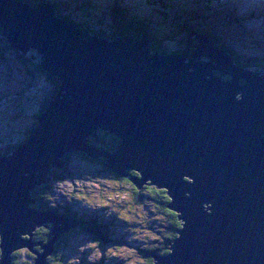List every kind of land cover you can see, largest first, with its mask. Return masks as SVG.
<instances>
[{
    "label": "water",
    "instance_id": "1",
    "mask_svg": "<svg viewBox=\"0 0 264 264\" xmlns=\"http://www.w3.org/2000/svg\"><path fill=\"white\" fill-rule=\"evenodd\" d=\"M0 28L22 55L35 48L59 81L27 141L0 156V264L25 245L34 252L33 232L47 222L52 239L34 260L46 264L57 236L77 227L29 206L71 151L103 157L121 176L136 171L138 188L166 190L182 225L170 253H151L154 264H264V69L236 65L206 34L193 37L189 55L154 53L145 37H101L43 0H0ZM99 130L119 139L115 150L89 143Z\"/></svg>",
    "mask_w": 264,
    "mask_h": 264
},
{
    "label": "rangeland",
    "instance_id": "2",
    "mask_svg": "<svg viewBox=\"0 0 264 264\" xmlns=\"http://www.w3.org/2000/svg\"><path fill=\"white\" fill-rule=\"evenodd\" d=\"M22 1L25 4H30V7L36 8V3L40 0ZM46 1L53 4V2L55 3L59 0ZM60 1L62 4H59V6L65 10V13L73 15L78 22H85L92 28L100 27L98 25L100 19L97 18L96 14H87L80 11L83 0ZM189 1L188 3L166 0L169 4L174 5V8L170 7L171 10L176 11L174 13L182 9H188L185 15H187V19L195 20L193 24L195 29L199 30V34H206L208 37L210 35L216 36L224 45L234 50L241 59L246 57L252 58L256 62L261 59L264 61V0H211V6L214 9L203 14L198 12L195 17L190 15L191 9L189 7L196 6V0ZM123 2L128 6L126 11L130 14L134 12L133 8L137 7L143 18L149 21L145 28L156 34H154V39L160 38L161 45L165 49H169V51L174 49L175 40L167 39L166 35L169 32L176 31L181 37L182 33L177 31L178 23H174L171 13L162 12V9L155 5V1L149 2V5L147 4L148 1L145 0H123ZM107 3L108 0H90L91 12H98L99 14V10L104 9L103 6ZM110 3L111 0L109 1ZM105 14L107 15L108 12ZM2 47L3 49L0 48V53H3V57H0V147L23 138L25 129L29 123H32L35 114L41 106L45 91L49 88L48 81L43 75L31 76L26 72L17 58L19 51H16L15 54L11 48L7 51L6 47ZM32 49L35 50V48ZM200 59L209 60L204 57ZM213 72L221 73L225 77L228 76L219 70H213ZM70 160L72 162L71 168L74 171L72 177L66 179L64 183H52L53 196H50L49 203L50 205L53 204L52 206L57 211L54 209L41 211L63 214V209L65 210L70 206L71 212L77 216L79 215L82 219L89 220L90 217L100 219L105 227H109L112 230L115 240L107 239L106 242L103 241L106 245L102 246L79 231L73 232L74 230L71 228L59 234L57 239L53 241L55 247L56 242L63 235L70 233L64 245L61 246L60 251L63 254L60 259L65 262L64 264H145L140 249L147 243L155 240L156 242L160 241L159 238L150 233L148 226H143L142 224H146L150 219L149 217L154 215L152 211L154 206L151 200H147L144 197L134 198L127 183L115 178L97 163L85 161L82 157L76 155H73ZM92 160L94 159L92 158ZM50 179L51 177L49 176L47 181H50ZM183 179L188 182L186 176H183ZM47 181L45 182L47 183ZM146 183H150V181H146L142 185ZM73 191L79 195L80 193L99 195V199H104L108 202H105L106 204L100 207H93L90 204H83L73 199H69V203L67 199L63 198V195H71ZM135 200H141L142 204L139 202L138 204ZM135 202L136 204H134ZM55 203L60 204L61 207L57 208ZM29 206L34 208L33 204ZM115 212L121 214L124 219H115ZM66 216L68 219L73 220L74 223H78L75 218ZM133 219L136 220L138 225L132 226L134 224ZM47 224L49 223L46 222L45 225ZM40 227L42 226H37L35 231ZM132 227H136V229H132ZM35 231L32 235L33 238L31 239L30 237V245L31 249L35 248L33 250L35 259H40L46 249H42L40 252L36 251V248L42 244L34 238ZM27 248H30V246L25 245L16 251L23 253V250ZM16 251L14 250L13 253ZM37 252L39 255L36 254ZM48 256H46V259ZM24 257L21 256L18 259L22 261L25 259ZM45 262L47 264V260Z\"/></svg>",
    "mask_w": 264,
    "mask_h": 264
},
{
    "label": "trees",
    "instance_id": "3",
    "mask_svg": "<svg viewBox=\"0 0 264 264\" xmlns=\"http://www.w3.org/2000/svg\"><path fill=\"white\" fill-rule=\"evenodd\" d=\"M47 2L46 0H44ZM84 1V2H83ZM81 3V9L80 11H83V13H94L97 15V18L100 19V27L98 28H92L90 27L87 23L85 22H78L73 15L65 13V10H63L62 7L59 6V4H62V2L59 0L58 2H53L55 12L58 16L65 18L67 21L71 22L72 24L78 26L80 29H82L85 32L93 33L101 37H107V38H114L119 35H133L135 38L139 37H145L149 39L152 43L151 49L154 53H160V54H165V53H179V54H184V55H189L192 50V44L194 43L193 37L197 34H199V30L195 29V26L193 23H195V20L190 18L187 19V8L182 9L177 13L175 10H171V8H174L173 4H169L166 2V0H145L148 1L147 4L149 5V2L155 1V5H158L159 8L162 9V12L167 11L169 14L171 13L174 23L177 24V31L182 33V36L180 37L176 31H172L171 33L169 32L167 34L166 32V37L167 39L175 40L174 49L170 50L165 49L160 42L159 39H154L155 35L149 31L148 29L145 28L147 26V23L149 22L146 18H143V15L139 12L138 8H133V13H129L128 11V6L123 2V0H111V3H108L104 5V9L99 10L98 12H91V4L90 0H83ZM190 2L189 0H177V2ZM211 0H196V6L189 7L190 10V15L193 17L198 15V12L200 13H208L211 11L212 8L211 6ZM172 2V1H171ZM220 3V2H219ZM153 4V3H152ZM221 5V4H220ZM219 5V6H220ZM221 7V6H220ZM223 12V8H220ZM89 11V12H86ZM108 12L106 15L105 13ZM102 22V24H101ZM105 28V29H104ZM2 30L0 29V48L3 49L2 46L7 47V51L10 50L11 48L14 53L16 54V51L14 48H12L9 45V42L3 35L1 34ZM148 31V32H147ZM211 40L213 41V44L215 47L224 50L225 52L229 53L233 61L236 65L243 67V68H248L252 69L254 67H258L261 69H264V61L261 59L259 62L254 61L252 58H243L241 57L230 47L224 45L219 38L216 36H211ZM5 49V48H4ZM18 52V51H17ZM0 57H3V53H0ZM20 61L19 63L24 67L26 72L29 75H43L48 81L49 88L47 91H45L44 98L42 99L41 106L38 109L37 113L35 114V117L32 121V123H29L28 127L25 129L23 138L19 141H14V143H7L4 146L0 147V156L2 155H8L10 154L16 147L22 145L27 141L31 134V130L35 128L37 125V117L42 114V112L45 110V108L48 106L49 102L55 97V95L58 93L59 90V81L58 79L46 73L40 65V55L34 50L30 49L26 55H22L20 52L17 57ZM215 75L221 76L222 79H225L227 77L222 76L221 73L214 72ZM48 87V86H47ZM89 143L92 145H97L101 151H113L117 148L119 144V139L113 135L110 134L106 131H100L99 132V139L98 141L95 140V138L90 137L89 138ZM73 155L80 156L82 157L85 161L91 162V163H97L100 166H102L106 171H109L115 178L124 181L127 183L130 187L131 192L133 193L134 198H141L144 197L147 200H151V203L153 204V217H149V221L145 223H142L143 226H148L149 231L151 234H154L157 238L160 239V241L156 240L154 242L147 243L141 250L142 253V259L145 264H154V258L151 255V253L155 252L156 254L160 255H166L169 253V246L171 242L177 237V229L181 228V222L177 218V213L170 208H168V204L170 202V197L166 193L165 189H159L156 188L155 186L149 185L148 183L144 184L141 186V188H138L133 182L132 178L138 177L139 173H137L134 170H127L125 171L126 175L121 176L116 173H114L112 170H110L106 166V162L103 157H99L97 159L92 160L89 156H87L83 152L79 151H71L68 152L64 155L62 159L63 162V167L60 169H52L51 172L49 173V176L51 177L50 181H47V183H43L39 185L38 187L34 188L31 190V197L35 200V203L33 204L34 208L38 210H46V209H54L57 211L56 208H54L52 205L49 203L50 196H53L52 193V183L58 182V183H64L66 179H69L72 177L74 174V171L72 170V162L70 158H72ZM71 162V163H70ZM145 193V195H143ZM92 194V193H91ZM75 195V196H73ZM64 199H67L70 203L69 199L73 200H78L83 204H90L93 207L96 206H103L106 204L108 201H105L104 199L101 200L99 199V195H88V194H81L80 195L76 192H72L71 195L69 194L68 196L63 195ZM136 201V200H135ZM106 202V203H105ZM137 203H141V200H137ZM136 202L134 204H136ZM138 203V204H139ZM56 204V203H55ZM142 204V203H141ZM140 204V205H141ZM106 206V205H105ZM31 207V206H30ZM56 207L59 208L61 207L60 204H56ZM70 206L67 207L65 210L63 209L62 213L68 216H71L78 220L77 228L73 229V232H81L85 234L86 236H89L93 240H95L96 243L99 245L105 246L106 243H104L100 238L97 236L93 235L91 231L93 230H98L100 233H105L108 237V239H114V235L112 230L109 229V227H105V225L101 222L100 219L96 218H89V220L82 219L80 218L79 215H75L74 213L71 212ZM96 211V210H95ZM127 213V212H126ZM115 219H124L121 214L116 213L114 214ZM127 217V215H126ZM158 218V219H156ZM133 225H138L136 223V220L133 219ZM130 225V224H129ZM139 228V227H138ZM52 224H47L43 225L42 227L38 228L35 231V239L39 240L42 245L47 244L51 239H52ZM132 229H136V227H132ZM164 229V230H163ZM72 232V231H71ZM70 233H66L65 235L62 236L60 240H58L55 244L54 250L52 253L47 257V264H64L65 262L60 259L62 256V252L60 251L61 246L64 245L68 235ZM108 243V242H107ZM42 245L37 247L36 251L40 252L43 248ZM35 248L33 247V250ZM32 252L29 249L23 250V253L16 251L12 254V263L13 264H34L35 260V253ZM1 254V250H0ZM34 255V256H33ZM21 256H25L22 261H20L18 258ZM64 256V255H63ZM65 257V256H64Z\"/></svg>",
    "mask_w": 264,
    "mask_h": 264
},
{
    "label": "bare ground",
    "instance_id": "4",
    "mask_svg": "<svg viewBox=\"0 0 264 264\" xmlns=\"http://www.w3.org/2000/svg\"><path fill=\"white\" fill-rule=\"evenodd\" d=\"M64 160V159H63Z\"/></svg>",
    "mask_w": 264,
    "mask_h": 264
}]
</instances>
